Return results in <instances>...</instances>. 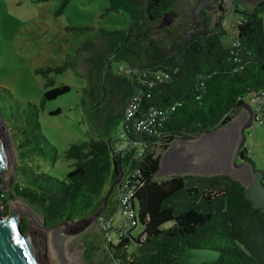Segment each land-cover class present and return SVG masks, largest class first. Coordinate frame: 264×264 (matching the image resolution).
Here are the masks:
<instances>
[{"label": "trees", "instance_id": "16d2710c", "mask_svg": "<svg viewBox=\"0 0 264 264\" xmlns=\"http://www.w3.org/2000/svg\"><path fill=\"white\" fill-rule=\"evenodd\" d=\"M132 1L111 0L112 7L129 15V26L139 19V9ZM174 1L146 0L145 6L148 13L157 15L171 9ZM66 2L63 0L57 11ZM126 32L127 29L102 27L96 33V40L88 39L79 48L89 52L85 62L101 73L105 70L104 77L111 83L120 107L117 112L111 109L106 114L105 130L123 123L128 98L140 91L137 115L151 107L175 105L174 110L168 112L160 134L149 136L130 124H122L127 140L124 147L117 148L106 136H91L83 143L70 144L63 156L73 160L72 167L61 178L44 171L34 160L48 155L54 161L57 153L40 131L37 106L30 104L14 119L16 170L10 189L0 188V202L5 204L9 199L18 198L30 206L46 226L64 219H79L103 204L105 182L108 178L113 182L121 171L130 174L135 183L132 202L141 232L128 233L115 244L109 228L96 226L97 234H102L103 246L97 237L82 234L85 264H179L176 257L185 244L218 249L220 256L211 264H264V208L252 206L245 195V185L238 179L223 172L154 177L159 166L156 150L167 148L178 135H199L228 122L238 111L243 93L252 96L253 92L264 91V0L243 11L233 38L238 41L237 45L223 44L220 36L224 28L218 21L216 26L186 40L172 53H159L158 57L152 55L144 62H136L129 59V54L136 53L132 42L116 50ZM100 39L107 42L106 48L97 43ZM119 54L127 60L128 64L123 67L129 71L113 74L109 71L110 60ZM64 68L65 65L47 67L37 72L46 76ZM152 71L167 72L169 77L148 86L142 79L150 78ZM53 83L51 77L46 79L48 88L40 104L70 87ZM97 85L100 94L101 84ZM238 156L253 164L243 145ZM134 168L137 171L132 174ZM115 188L116 185L96 218L102 216L107 220L115 212ZM6 214L5 206L2 215ZM27 225L24 217L21 230L25 231Z\"/></svg>", "mask_w": 264, "mask_h": 264}, {"label": "rangeland", "instance_id": "374dc122", "mask_svg": "<svg viewBox=\"0 0 264 264\" xmlns=\"http://www.w3.org/2000/svg\"><path fill=\"white\" fill-rule=\"evenodd\" d=\"M134 1L139 9V20H142L146 14V0ZM259 1L234 0L235 10L233 5H229L226 11L213 14V18L220 21L224 28V33L220 36L224 45H230L236 36L243 11L252 9ZM62 2L63 0H0V119L13 155L12 167L17 164L14 119L19 116L18 112L27 109L30 104H35L40 131L56 148L57 156L54 161L48 155L41 159L36 157L34 160L44 171L61 178L72 167L73 160L63 156L70 144L83 143L91 136H106L116 146L126 145L127 140L121 136L122 124L105 130L106 114L111 109L113 112L120 109L111 83L104 77L105 70L101 73L100 69L85 62L89 52L79 48L88 39L96 40V33L100 28L127 29L130 22L129 15L112 7L111 0H67L61 10L57 11ZM194 2L195 0H175L173 7L179 14L185 12L189 17ZM210 26L214 27L213 20ZM151 33L138 44L131 45L136 53L129 54L130 60L144 62L152 57L153 54L147 51L152 49L148 42L151 36L154 39L157 35L153 30ZM157 42L154 45L159 49L161 42ZM97 43L106 48L107 42L104 39ZM116 56L110 60L109 71L113 74L121 72L118 71L120 65L128 64L121 54ZM63 65L65 68L62 71H51L46 76L37 72L39 69ZM50 77L54 81L53 85L67 84L70 87L40 104L43 92L48 88L45 86L46 79ZM101 80L105 93L101 89L99 94L97 89L100 87L97 84H102ZM92 88L95 89L91 91ZM98 95L100 98L94 103ZM250 96L251 93L248 92L242 94V103L228 122L199 135H178L170 141L167 148L156 150L159 166L154 177L164 178L178 173L223 172L245 184L252 179L255 166L261 170L264 184V102L255 101L259 94L255 100ZM256 107L260 111V119H255ZM233 143L237 144L236 150ZM242 145L254 166L249 160L238 156ZM42 146H45L44 141ZM9 180L10 177L5 190L10 189L12 180ZM109 184L108 178L103 191L107 192ZM15 200L19 199H9L1 210L6 206L8 214V204L16 202ZM38 217L42 222V218ZM39 226L43 227L42 224ZM56 229L64 233L62 228ZM140 229L141 225H138L132 234L136 235ZM96 230L95 222H92L80 233L67 234L65 241L57 240L66 264H85L82 234L97 237L100 239L99 244L103 246L102 234H97ZM72 253L75 254L74 257Z\"/></svg>", "mask_w": 264, "mask_h": 264}, {"label": "water", "instance_id": "95a60500", "mask_svg": "<svg viewBox=\"0 0 264 264\" xmlns=\"http://www.w3.org/2000/svg\"><path fill=\"white\" fill-rule=\"evenodd\" d=\"M210 1L197 0L195 2L191 11V24L173 38L170 45L171 48H176L193 35L204 31L201 10L204 6L209 7ZM128 37L129 30H127L123 42L116 50L126 44ZM170 47L162 49L161 54H168L171 50ZM101 83V89L105 93L102 80ZM1 123L2 120L0 119V188L5 190L8 186V179L9 177V181L13 179L12 174L16 168L15 166L12 167L14 162L13 155L6 133L1 128ZM206 131H209V129ZM119 173L118 178L110 183V187L104 195L103 204L95 212L75 220L64 219L51 226H46L44 221H42L43 227H40L21 203H9V213L2 215L1 207L3 203L1 201L0 264H66L59 245L54 240L55 228H62L66 234H75L82 232L89 224L94 222L99 212L104 209L112 188L121 180L123 173L121 171ZM261 178V170L256 169L252 179L244 184L246 197L251 201L252 206L257 208H264V184ZM24 217L27 219L28 225L26 230L22 231L20 224ZM219 256L220 251L216 248L185 244L176 260L179 264H211Z\"/></svg>", "mask_w": 264, "mask_h": 264}, {"label": "built area", "instance_id": "2783aa9c", "mask_svg": "<svg viewBox=\"0 0 264 264\" xmlns=\"http://www.w3.org/2000/svg\"><path fill=\"white\" fill-rule=\"evenodd\" d=\"M229 4L230 2L228 3V6ZM232 43L233 45H237L238 41L234 39ZM234 59H237V56H235ZM118 69L121 71L127 69V71H129V68L124 69L122 65H120ZM150 73V78L142 79L143 83L145 82L148 86H151L156 82L166 80L169 77L168 73L163 71H152ZM143 75H145V73H142V76ZM140 95L141 93L138 91L128 98L123 111L124 118L122 124L125 126L130 124L136 131L144 132L149 136L159 135L163 128V123L167 118L168 112L170 110H174L175 105H172L169 108L151 107L145 112L137 115L140 105ZM256 95H258V93L253 92L251 96L253 100L256 99ZM255 101L261 103L264 102V91L259 93V96ZM254 115L255 119H260V111L258 110V107L255 108ZM121 136L126 137L124 132L121 133ZM134 143L136 145L139 144L138 141H134ZM116 147L121 148L120 146ZM136 171L137 169L134 168L132 170V174ZM115 191V212L107 220H105L102 216H99L96 218L95 225L97 227L109 228V233L112 236L113 242L118 244L121 238L127 236L128 233H132L133 230L141 224L137 221L136 209L133 207L132 201L135 193V183L130 177V174H123L121 180L116 185ZM138 232H141V229ZM141 236L143 237L144 235L141 234Z\"/></svg>", "mask_w": 264, "mask_h": 264}, {"label": "flooded vegetation", "instance_id": "af4514ba", "mask_svg": "<svg viewBox=\"0 0 264 264\" xmlns=\"http://www.w3.org/2000/svg\"><path fill=\"white\" fill-rule=\"evenodd\" d=\"M197 0H195L196 2ZM194 2V4H195ZM233 4V0H211L209 7H203L201 10V18L203 21L204 31L201 33H198L196 35H203L211 26L210 23L213 20V25L216 26L218 21L213 18V14L217 12L226 11V7ZM193 7V6H192ZM192 11V8H191ZM191 11L189 17H187V13L182 15L183 13L176 11L174 7L172 6L171 9L161 12L157 15H152L148 13L145 6V16H143L142 20L137 19L136 24L134 23L130 24L128 26L127 30H129V37L127 42H132V44H138V42L144 40V38L148 35H151L152 30L157 35L156 38L152 39L153 36H151V40H149L148 44L151 46L152 49H148L147 51L150 52V54L155 55L158 57V54H161V50L165 48H169L171 45V42L173 38L182 32L184 29L189 27L191 24ZM220 12V13H221ZM222 17V15L220 16ZM217 18H219L217 16ZM153 28V29H150ZM150 31V32H149ZM193 35V36H196ZM192 36V37H193ZM191 37V38H192ZM161 42V47L159 49L158 46L154 45L156 41ZM189 40V39H188ZM157 42V44H158ZM183 43V42H182ZM180 43V44H182ZM179 44V45H180ZM154 45V46H153ZM178 45V46H179ZM177 46V47H178ZM176 48H171L170 53H172Z\"/></svg>", "mask_w": 264, "mask_h": 264}, {"label": "bare ground", "instance_id": "6f19581e", "mask_svg": "<svg viewBox=\"0 0 264 264\" xmlns=\"http://www.w3.org/2000/svg\"><path fill=\"white\" fill-rule=\"evenodd\" d=\"M230 126V125H229ZM228 126V127H229ZM236 147H237V144L236 143H233V148H234V150H236ZM11 175V174H10ZM16 202H14V203H21V204H23L25 207H26V211H27V213L34 219V221L38 224V225H41L42 224V222H41V219L38 217V215L35 213V212H33L28 206H27V204L26 203H23L22 201H19V200H15ZM56 229V228H55ZM62 231H60L59 229H56L55 230V232H54V240H55V242H57V240L58 239H60V241L61 242H63V240L65 241V239L68 237V235L65 233V235H63L62 233H61ZM62 237V238H61ZM59 242V241H58ZM76 254H77V252H76ZM75 256V254L74 253H72V257H74Z\"/></svg>", "mask_w": 264, "mask_h": 264}, {"label": "clouds", "instance_id": "9594fccd", "mask_svg": "<svg viewBox=\"0 0 264 264\" xmlns=\"http://www.w3.org/2000/svg\"><path fill=\"white\" fill-rule=\"evenodd\" d=\"M232 5V4H231Z\"/></svg>", "mask_w": 264, "mask_h": 264}]
</instances>
